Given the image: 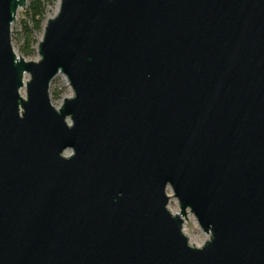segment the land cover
<instances>
[{"label": "water", "instance_id": "1", "mask_svg": "<svg viewBox=\"0 0 264 264\" xmlns=\"http://www.w3.org/2000/svg\"><path fill=\"white\" fill-rule=\"evenodd\" d=\"M26 2L0 0V264H264V0H57L35 62Z\"/></svg>", "mask_w": 264, "mask_h": 264}, {"label": "rangeland", "instance_id": "2", "mask_svg": "<svg viewBox=\"0 0 264 264\" xmlns=\"http://www.w3.org/2000/svg\"><path fill=\"white\" fill-rule=\"evenodd\" d=\"M56 5L57 4H55V6L53 7H48L46 9L45 12L46 19L53 18L56 15L57 11L54 13ZM21 12H22L21 10L17 12V17L11 25L12 48L14 49L15 53L18 56H21L19 47L22 45L17 37V34L19 33L18 22L21 18ZM34 37L36 38V41L38 43L42 39V34H35ZM37 43L35 44V46H33L35 52L30 57H26V58L25 57L23 58L22 56L21 57L23 59H26L27 61L35 62L39 60L37 55V48H36ZM27 78L28 75H25L24 80H26ZM49 92H50V103H52V105L55 108L60 107V105L63 103L62 102L63 99L70 98L71 96H73V92L68 87L66 80H64L63 76L61 75H58L53 79L49 87ZM21 93L22 96L25 97L26 93H24V89H22ZM66 155H68V152H66ZM166 193L168 196L172 195L170 189H167ZM167 207L173 214L180 212V209L178 208V202L174 198L170 197V201ZM183 231L186 237L188 238V242H191V244L194 243L196 247L202 246L209 240V235L205 234L203 230H201L200 227H198L196 219H194L193 215L190 213L187 214V218L183 224Z\"/></svg>", "mask_w": 264, "mask_h": 264}, {"label": "trees", "instance_id": "3", "mask_svg": "<svg viewBox=\"0 0 264 264\" xmlns=\"http://www.w3.org/2000/svg\"><path fill=\"white\" fill-rule=\"evenodd\" d=\"M26 8L21 12L18 22V40L21 42L20 55L24 58L30 57L37 43L35 34H42L46 20V9L57 4V0H27Z\"/></svg>", "mask_w": 264, "mask_h": 264}, {"label": "bare ground", "instance_id": "4", "mask_svg": "<svg viewBox=\"0 0 264 264\" xmlns=\"http://www.w3.org/2000/svg\"><path fill=\"white\" fill-rule=\"evenodd\" d=\"M57 9H58V2H57V5H56V7H55V11H54V13L57 11ZM22 92V90L20 91V93ZM22 94V93H21ZM191 243V242H190ZM192 245H194L195 246V244L194 243H192Z\"/></svg>", "mask_w": 264, "mask_h": 264}]
</instances>
